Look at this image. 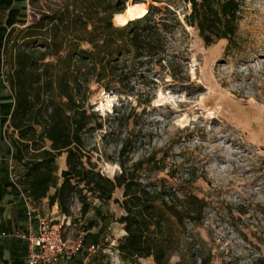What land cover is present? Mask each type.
I'll use <instances>...</instances> for the list:
<instances>
[{
	"label": "rangeland",
	"instance_id": "374dc122",
	"mask_svg": "<svg viewBox=\"0 0 264 264\" xmlns=\"http://www.w3.org/2000/svg\"><path fill=\"white\" fill-rule=\"evenodd\" d=\"M137 1L148 10L167 7L184 28L167 36L159 61L126 52L119 57L109 92L91 85L86 161L110 179L122 173L120 161L127 168L142 162L135 177L148 190L174 193L180 201L187 194L204 201L196 224H172L178 254L169 264H264V0H244L232 49L226 41L206 46L186 26L191 7L182 0ZM132 4L128 0L125 8ZM62 6L63 0H38L29 8L28 25ZM113 25L120 27L114 19ZM24 28H16L15 36ZM42 46L40 40L37 49ZM9 48L8 39L7 62ZM124 142L129 146L121 158ZM122 196L118 190L114 199ZM91 201L92 211L82 218L74 198L65 238L84 229L90 239L102 225L105 237L98 244L105 252L90 254L85 247L82 259L130 264L116 250L126 236L118 223L125 212L113 201ZM105 238L116 246L103 244ZM136 264L155 262L148 258Z\"/></svg>",
	"mask_w": 264,
	"mask_h": 264
},
{
	"label": "trees",
	"instance_id": "16d2710c",
	"mask_svg": "<svg viewBox=\"0 0 264 264\" xmlns=\"http://www.w3.org/2000/svg\"><path fill=\"white\" fill-rule=\"evenodd\" d=\"M37 1L29 0L30 8ZM182 1L191 7L186 26L197 31L206 46L226 41L229 49L235 47L244 0ZM127 2L63 0L54 14L41 15L16 36V28L9 32V87L14 97L9 139L24 170L16 174L18 182L35 203L48 199L50 206L57 204L62 215L72 217L76 197L85 218L93 209L91 199L113 201L125 212L118 220L126 233L116 247L120 257L130 264L148 258L169 264L178 254L172 224H196L204 201L192 194L180 201L174 193L148 190L135 177L142 162L127 168L120 161L122 173L110 179L86 161L84 153L92 116L86 107L91 85L109 92L119 57L126 52L135 59L148 55L159 61L167 36L184 28L176 13L155 5L142 19L114 27L113 19L124 13ZM40 40L43 48L37 49ZM128 146L124 142L121 158ZM64 155L67 170L57 186V161ZM53 187L56 191L50 195ZM118 190L123 191L122 200L114 199ZM102 230L103 226L98 233Z\"/></svg>",
	"mask_w": 264,
	"mask_h": 264
},
{
	"label": "crops",
	"instance_id": "0c3cea01",
	"mask_svg": "<svg viewBox=\"0 0 264 264\" xmlns=\"http://www.w3.org/2000/svg\"><path fill=\"white\" fill-rule=\"evenodd\" d=\"M29 0H0V264H26L28 242L18 238L17 232H27L29 223L26 217V207L20 198L19 191L9 181L11 165L14 173L20 176L23 168L17 163L15 150L9 136L13 134L10 128L11 116L14 110V97L9 87V62L5 55L9 32L13 28L25 27L29 22ZM16 136V135H15ZM62 158V157H61ZM60 159V158H59ZM57 161V186H60L62 172L67 170L66 156ZM56 187L51 188L54 195ZM43 216L58 222L62 218L58 205L50 206L45 199L35 203ZM102 225H98L100 230ZM105 237V230L87 241V247L100 243ZM83 252L73 261L64 264H86L82 259Z\"/></svg>",
	"mask_w": 264,
	"mask_h": 264
},
{
	"label": "built area",
	"instance_id": "2783aa9c",
	"mask_svg": "<svg viewBox=\"0 0 264 264\" xmlns=\"http://www.w3.org/2000/svg\"><path fill=\"white\" fill-rule=\"evenodd\" d=\"M9 181L20 193V198L26 207V217L29 223L27 232H17L15 235L28 242V254L26 264H64L73 261L85 250L86 237L89 231L79 229L73 238L64 236L65 230L72 223L71 217L62 215L61 220L54 222L45 217L28 196L25 188L18 182V176L14 173L12 165ZM104 243L111 247L116 246V241L105 238ZM101 245H92L87 248L90 254L99 251L105 252Z\"/></svg>",
	"mask_w": 264,
	"mask_h": 264
},
{
	"label": "bare ground",
	"instance_id": "6f19581e",
	"mask_svg": "<svg viewBox=\"0 0 264 264\" xmlns=\"http://www.w3.org/2000/svg\"><path fill=\"white\" fill-rule=\"evenodd\" d=\"M126 9V8H125ZM148 13V8L144 4L128 5L123 14L117 16L114 22L117 26L124 27L132 21L142 19Z\"/></svg>",
	"mask_w": 264,
	"mask_h": 264
}]
</instances>
